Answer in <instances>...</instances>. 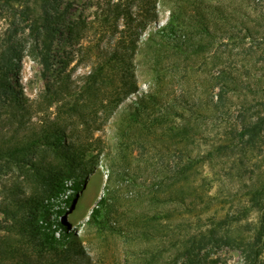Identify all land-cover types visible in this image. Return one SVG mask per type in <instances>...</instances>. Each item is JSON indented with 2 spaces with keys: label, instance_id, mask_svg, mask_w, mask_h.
<instances>
[{
  "label": "trees",
  "instance_id": "obj_1",
  "mask_svg": "<svg viewBox=\"0 0 264 264\" xmlns=\"http://www.w3.org/2000/svg\"><path fill=\"white\" fill-rule=\"evenodd\" d=\"M29 2L35 4L36 11ZM69 6L63 0H0V11L10 19L0 36L3 123L22 124L31 108L27 98L18 96L12 81L18 63L30 56L45 75L52 64L53 42L60 27L70 36L79 29L78 21L68 20ZM253 6L250 2V8ZM164 11L168 12L167 18L160 22V12ZM248 13L237 7L229 12L225 5L210 0H108L88 21V28L98 33V40L109 36L112 41L108 46H97L83 91L90 97L101 91L104 95L115 91L118 105L134 96L123 117L126 127H119V154L129 148L136 152L137 160L149 171L143 185L154 201L181 204L186 212L204 211L214 201L219 206L208 216L206 230L187 232L181 240V253L188 262L196 252L214 245L237 249L245 264L262 263L264 169L257 161L264 159V98L250 106L233 97L236 91L245 92V87H250L241 79V75L252 76L245 63L254 59L253 65L264 67V27L249 26ZM224 34L234 40H255L260 48L246 50L239 64L221 65L209 78L189 77L194 66L205 63L204 54ZM170 60L172 66L177 65L173 61L184 63L176 86L163 84L160 79L164 75L161 65ZM141 82H145L144 88ZM209 87L216 90L209 93ZM69 111L77 112L73 105ZM59 122L48 119L35 122L19 134H0V159L16 165L28 163L33 168V180L39 184L35 194L18 201L23 214L19 210L11 215L0 206L7 220L4 223L0 219V232H4L0 237V264L88 263L82 245L60 228L51 227L49 216L40 220L26 210L29 203L43 207L50 197L62 198L68 188L76 189L79 179L89 172L81 167V156L63 140L64 128ZM40 148L52 152L56 162L45 159L44 153V158L39 157ZM214 161H237L243 177L247 175L240 194L218 200L203 189L201 179L205 181L206 177L199 168ZM75 196L73 193L62 198L58 212H69ZM108 197L100 199L88 222L105 223ZM252 211L258 216L253 234H234L233 226Z\"/></svg>",
  "mask_w": 264,
  "mask_h": 264
},
{
  "label": "rangeland",
  "instance_id": "obj_2",
  "mask_svg": "<svg viewBox=\"0 0 264 264\" xmlns=\"http://www.w3.org/2000/svg\"><path fill=\"white\" fill-rule=\"evenodd\" d=\"M106 1L108 0H63V3L70 4L68 20L78 21L79 29L70 36L67 29L60 27L53 42L52 64L45 75L42 74L41 65L30 56H25L12 74L18 96L27 98L31 108L23 117L22 124L15 122L12 125L0 121V134H19L39 121L56 118L64 128L63 140L70 143L71 151L81 156V167L89 170L85 177L79 179L76 189L68 188L66 194H62L65 199L67 195L76 193L69 212L65 209L58 212L63 201L61 197L54 196L48 198L43 207L29 203L26 210L34 212L40 220H43V216H49L51 227L56 226L70 234L72 241L82 245L87 264H245L237 249L214 245L196 252L197 255L192 256V261L188 262L181 253V240L187 232L197 234L199 230H206L209 225L208 216L213 208L219 207L217 202L214 201L204 211L186 212L181 204L154 201L143 185V179L147 178L149 171L137 160L136 152L129 148L124 154H119V127H126L123 117L134 96L127 97L118 105L114 97L115 91L105 95L101 91L92 97L83 91L85 77L96 60L97 48L108 46L112 41L109 36L98 40V33L88 28V21L100 7L106 6ZM210 1L225 5L229 12H233L235 7L249 11L247 24L251 27H264L263 0ZM249 1L255 6L250 8ZM29 5L36 11L34 3L29 2ZM167 13L160 12V22L166 20ZM9 22L6 13L0 11V36ZM237 23L240 25L238 21ZM153 27L154 24L143 35L147 36ZM256 45L257 41L247 37L234 40L229 39L227 34L220 35L204 54L205 63L202 61L194 66L188 76L193 79L196 76L209 78L221 65L239 64L241 54L248 49L255 51L260 48ZM253 61L251 59L245 63L252 76L241 75V79L246 85L250 84V87H245V92L236 91L233 95L237 102L245 100L250 106L264 98V67L259 63L253 65ZM170 62L171 60L161 65V74L164 75L160 79L163 84L173 83L176 86L184 63L180 60L177 63L173 61L177 65L172 66L169 65ZM261 64L264 66V63ZM144 78L142 76L141 80ZM140 84L141 88L145 87V82ZM210 90L214 91L216 88L209 87L207 92L210 93ZM72 105L77 112L69 111ZM41 153H44L45 159L56 162L52 152L40 148L39 157L44 158ZM257 162L264 169V159L259 158ZM199 170L206 177L205 181L201 179L203 189L215 195L218 200L227 198L226 196L232 197L234 193L240 194V189L247 181V175L244 174L243 177L237 161H214L204 164ZM32 171L33 168L28 163L16 165L0 159V206L7 208L11 215L22 209L17 204L20 199L32 196L39 190ZM127 172L130 174V182H127ZM107 195L109 206L105 223L88 222L92 209ZM19 214L23 212L20 210ZM257 218V212L252 211L233 226V233L251 236ZM0 219L4 223L7 221L1 212ZM40 222L46 224L45 221ZM3 234L1 231L0 237ZM261 264H264V253Z\"/></svg>",
  "mask_w": 264,
  "mask_h": 264
}]
</instances>
